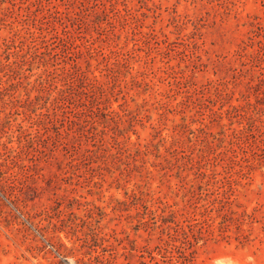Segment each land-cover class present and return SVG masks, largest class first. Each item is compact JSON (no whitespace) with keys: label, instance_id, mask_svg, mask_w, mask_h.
Here are the masks:
<instances>
[{"label":"rangeland","instance_id":"rangeland-1","mask_svg":"<svg viewBox=\"0 0 264 264\" xmlns=\"http://www.w3.org/2000/svg\"><path fill=\"white\" fill-rule=\"evenodd\" d=\"M0 264H264V0H0Z\"/></svg>","mask_w":264,"mask_h":264}]
</instances>
